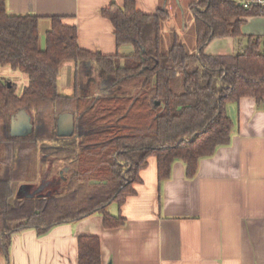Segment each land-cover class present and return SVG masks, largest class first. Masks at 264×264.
Returning a JSON list of instances; mask_svg holds the SVG:
<instances>
[{
	"label": "trees",
	"instance_id": "trees-1",
	"mask_svg": "<svg viewBox=\"0 0 264 264\" xmlns=\"http://www.w3.org/2000/svg\"><path fill=\"white\" fill-rule=\"evenodd\" d=\"M5 2L0 0V66L22 72L27 82L17 93L14 82L0 77V256H8L11 236L20 230L43 235L91 214H100L105 228L124 224L125 217L108 206L119 209L135 193L150 156L159 183L175 160L184 162L190 178L201 158L229 144L234 124L227 104L241 97L264 100V36L249 35L236 53L204 51L213 38L242 36V17L264 15V7L187 0L182 26L175 0L151 13L135 0L111 2L101 15L111 21L117 45L134 47L121 56L81 48L76 27L59 15L47 17L41 47V17L8 13ZM65 61L74 63L71 95L57 89ZM94 68L101 69L100 79ZM19 110L31 117L27 133L11 131ZM63 114L73 118L68 137L57 133ZM13 182L25 187L23 193L13 190ZM77 264H101L97 235L77 238Z\"/></svg>",
	"mask_w": 264,
	"mask_h": 264
},
{
	"label": "crops",
	"instance_id": "crops-1",
	"mask_svg": "<svg viewBox=\"0 0 264 264\" xmlns=\"http://www.w3.org/2000/svg\"><path fill=\"white\" fill-rule=\"evenodd\" d=\"M162 1L135 3L151 13ZM179 1L184 5L187 0ZM111 2L122 5L123 0H6L5 4L8 13L40 16V39L50 25L47 17L59 15L76 27L81 48L131 54L133 45H117L111 21L100 13ZM242 18V36L213 38L204 51L236 53L249 35L264 36V15ZM218 45L225 50H212ZM9 69L0 66V77L9 75ZM73 72L72 61L61 64L57 89L69 86L74 93ZM64 90L59 93L71 95ZM227 112L234 124L229 144L201 158L194 176L186 177L184 162L175 160L169 177L159 183L156 159L148 158L140 171L141 182L133 185L135 193L119 209L116 204L108 206L111 213L125 217L124 224L105 228L102 216L91 214L57 224L43 235L34 229L20 230L12 234L8 256L1 255L0 264H77L80 235L99 237L101 264H264V100L241 97L227 104ZM12 121L16 134L30 130L31 117L25 110L17 111ZM59 122L58 135L68 137L74 131L72 116L63 114ZM61 170H67L65 164ZM12 187L21 193L25 188L19 182Z\"/></svg>",
	"mask_w": 264,
	"mask_h": 264
},
{
	"label": "rangeland",
	"instance_id": "rangeland-1",
	"mask_svg": "<svg viewBox=\"0 0 264 264\" xmlns=\"http://www.w3.org/2000/svg\"><path fill=\"white\" fill-rule=\"evenodd\" d=\"M40 35L42 36L41 39H40V46L41 47H44V35L42 33H40ZM221 48L222 47L220 45H218L216 49H212V50H225V49H221ZM234 48H236V47H234ZM220 52H224V51H220ZM227 52H229V51H227ZM94 75H95L96 78L100 79L102 77L103 73H102L101 69H97L96 71H94L93 76ZM5 77L6 78H9L12 82L15 83L16 92L17 93H20L21 92L22 87L27 82V78H26V75L25 74H23L20 71H16V70H12V69H9V75H7ZM60 87H61V85H60ZM63 90L64 89L61 90V89L58 88V92H62ZM64 92L67 93V94H71L73 92V88H71V87L68 86L64 90ZM114 206H115V203H112L111 207H114Z\"/></svg>",
	"mask_w": 264,
	"mask_h": 264
},
{
	"label": "water",
	"instance_id": "water-1",
	"mask_svg": "<svg viewBox=\"0 0 264 264\" xmlns=\"http://www.w3.org/2000/svg\"><path fill=\"white\" fill-rule=\"evenodd\" d=\"M176 1V3H177V5H178V7H179V10H180V13H181V24H182V26L184 25V10H183V7H182V5H181V3H180V1L179 0H175ZM165 4H166V0H163L162 1V7H164L165 6ZM20 111H24V110H19L18 112H20ZM26 112V111H25ZM26 114H27V116L29 117V115H28V113L26 112ZM61 117V116H60ZM28 119V118H27ZM59 120H60V118H59ZM59 120H58V132H59V126H60V122H59ZM13 126H14V121H12V118H11V131H12V133H15L14 132V130H13ZM23 133V132H22ZM107 264H110L109 262L107 263Z\"/></svg>",
	"mask_w": 264,
	"mask_h": 264
},
{
	"label": "built area",
	"instance_id": "built-area-1",
	"mask_svg": "<svg viewBox=\"0 0 264 264\" xmlns=\"http://www.w3.org/2000/svg\"><path fill=\"white\" fill-rule=\"evenodd\" d=\"M242 7L260 6L264 7V0H235Z\"/></svg>",
	"mask_w": 264,
	"mask_h": 264
}]
</instances>
